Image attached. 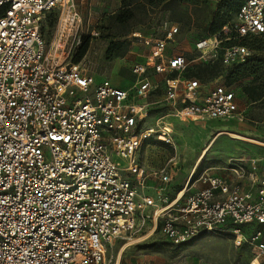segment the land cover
I'll return each mask as SVG.
<instances>
[{"label": "built area", "instance_id": "built-area-1", "mask_svg": "<svg viewBox=\"0 0 264 264\" xmlns=\"http://www.w3.org/2000/svg\"><path fill=\"white\" fill-rule=\"evenodd\" d=\"M76 6L0 0V264H107L111 242L156 232L173 246L228 235L255 263L264 258V157L228 161L229 178L197 175L195 165L177 191L167 168L135 161L152 140L174 146L168 119L238 117L235 92L189 76L184 56L167 48L174 26L146 41L130 86L97 84L80 63L47 52L41 36L48 13L66 28ZM262 34L264 0H244L211 43L195 48L214 59L223 46L226 70L250 56L239 41Z\"/></svg>", "mask_w": 264, "mask_h": 264}, {"label": "rangeland", "instance_id": "rangeland-1", "mask_svg": "<svg viewBox=\"0 0 264 264\" xmlns=\"http://www.w3.org/2000/svg\"><path fill=\"white\" fill-rule=\"evenodd\" d=\"M121 1L77 0L78 19L66 28L60 25L56 13L46 15L41 36L47 52L56 54L64 63H72L80 45L88 41V50L79 63L93 75L97 84L127 88L135 80L134 68L150 52L146 41L161 37L166 29L174 26L178 33L167 44L168 50L183 55L191 73L204 71L202 79H197L201 84H226L227 73L220 61L223 46L214 59L209 58L211 54L203 57L195 47L203 40L212 42L208 31L218 7L224 8L221 15L231 20L241 0H166L151 7L144 0H133L134 19L126 28L108 20L121 9ZM110 40L127 41L128 52L123 57L109 59L106 48ZM245 44L251 56H264V36L248 39ZM253 48H260L261 53L257 54ZM249 82L247 79L230 87L238 95V117L222 121L172 119L167 128L171 129L168 132L174 146L152 140L137 153L135 161L149 169L165 167L173 180L176 176L181 180L194 168L209 136H212L210 133L217 130L224 133L197 165V175L218 164L221 166L229 159L264 157V102L250 104L246 100L241 88ZM230 134L248 140L235 141L230 139ZM231 149L235 152L232 153ZM215 152L222 156L213 159ZM110 154L116 165L121 169L126 167L127 161L119 158L113 149ZM121 173L124 175L123 171ZM254 257L248 246L237 247L228 235H204L173 246L158 232L149 237L127 236L115 240L105 252L107 264H253ZM255 264H264V258Z\"/></svg>", "mask_w": 264, "mask_h": 264}, {"label": "trees", "instance_id": "trees-1", "mask_svg": "<svg viewBox=\"0 0 264 264\" xmlns=\"http://www.w3.org/2000/svg\"><path fill=\"white\" fill-rule=\"evenodd\" d=\"M147 5L159 6L164 3L166 0H144ZM241 2L235 7L233 17L231 20L225 19L224 15H221L224 12V8L218 7V12L214 18V21L209 27L208 37H213L218 34L221 29L231 23L241 5ZM133 0H122L121 9L109 17V23L121 26L126 28L129 26L130 21L134 19V10L132 7ZM227 12L230 10L227 9ZM56 13V12H50ZM48 13V14H50ZM47 14V15H48ZM57 14V13H56ZM223 14V13H222ZM54 23V22H53ZM52 23V25H53ZM264 36V34L259 35ZM258 37V36H255ZM254 37L244 38L239 42L243 45L245 41ZM88 40V39H87ZM88 41H85L78 48V53L76 58L73 60V64L79 63L80 59L86 54L88 50ZM129 50V44L127 41H114L110 40L106 48V55L109 59L123 57ZM257 54L261 53L260 48H253ZM226 86L231 87V85L240 83L244 80L250 79V82L241 88V92L246 100L250 104H257L264 102V56L254 55L249 56V58L241 64L234 65L231 68L226 69ZM204 74V71L198 72V74L191 73L189 70V76L191 78L195 77L196 79H202L201 75Z\"/></svg>", "mask_w": 264, "mask_h": 264}, {"label": "crops", "instance_id": "crops-1", "mask_svg": "<svg viewBox=\"0 0 264 264\" xmlns=\"http://www.w3.org/2000/svg\"><path fill=\"white\" fill-rule=\"evenodd\" d=\"M236 96H237V100H238V95H236ZM237 103H238V101H237ZM172 119H173V118H172ZM172 119H168V120H167V126H168L169 121L172 120ZM202 121H204V120H202ZM210 121H215V120H210ZM168 130L171 131V129H168ZM221 133H224V132L221 131V130H217V131H215L214 133H210L212 136H209V138H208V139H209L208 142L205 144L204 148L202 149V151H201V153H200V155H199V157H198V160H197V162H196V164H195L196 166L202 162L203 158H205V156H206V154L209 152V150H210L211 148H213V146L215 145L216 141H217L219 138L222 137V134H221ZM219 134H221V135H219ZM230 139H231V138H230ZM232 140H234V139H232ZM235 141H237V140H235ZM246 141H247V140H246ZM250 141H252V140H250ZM231 150H232V149H231ZM234 152H235V151L232 150V153H234ZM219 156H222V155H221L220 153H218V152H215V153L213 154V157H214L213 159H216V158L219 157ZM231 156H232V155H231ZM252 158H260V157H250V158L240 157V158L235 159V160H243V161H247V160L252 159ZM230 160L233 161V159H229L228 161H230ZM228 161L225 162V163H223L221 166H220V164H218L215 168H210V169L204 170V171H202V172H200V173H203V172L207 171L209 174L214 175V176H218V177H222V178H229V173L225 171V167H226V164L228 163ZM194 167H195V166H194ZM219 167H222V168H219ZM210 170H211V171L215 170V172L212 173V172H210ZM191 171H192V170H191ZM191 171H190V172H191ZM190 172H189V173L187 172L181 180H177V176H176V179H175V180H173V178H171V183H170L169 189L172 190V191H177V190H179V189L182 187V185L184 184V182H185L186 178L188 177V175L190 174ZM174 175H175V174H174ZM259 175L262 176L261 174H259ZM149 183H151L152 185L155 184L154 182H149ZM242 185H243L245 188H249V186H248L247 183H245V182H242ZM251 191H254V189H251Z\"/></svg>", "mask_w": 264, "mask_h": 264}, {"label": "bare ground", "instance_id": "bare-ground-1", "mask_svg": "<svg viewBox=\"0 0 264 264\" xmlns=\"http://www.w3.org/2000/svg\"><path fill=\"white\" fill-rule=\"evenodd\" d=\"M211 41H212V39H211ZM219 135H221V134H219ZM230 138H231V139H234V140H237V141L248 140V139L243 138V137H241V136H239V135H236V134H230Z\"/></svg>", "mask_w": 264, "mask_h": 264}]
</instances>
